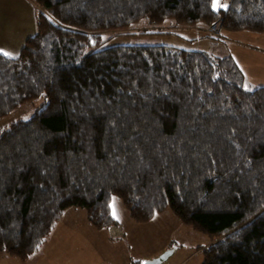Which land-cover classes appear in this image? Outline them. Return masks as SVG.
I'll return each mask as SVG.
<instances>
[{
	"label": "trees",
	"instance_id": "16d2710c",
	"mask_svg": "<svg viewBox=\"0 0 264 264\" xmlns=\"http://www.w3.org/2000/svg\"><path fill=\"white\" fill-rule=\"evenodd\" d=\"M36 4L37 33L0 51V118L45 98L0 133V252L30 258L71 207L116 225L117 197L137 223L171 208L208 237L201 264H264V86L206 51L93 42L142 21L261 32L264 0Z\"/></svg>",
	"mask_w": 264,
	"mask_h": 264
},
{
	"label": "rangeland",
	"instance_id": "374dc122",
	"mask_svg": "<svg viewBox=\"0 0 264 264\" xmlns=\"http://www.w3.org/2000/svg\"><path fill=\"white\" fill-rule=\"evenodd\" d=\"M221 1L222 0H220V2ZM40 12L41 9L36 4V0H0V17L7 16L10 18L12 22L10 33L13 38V40H2V42H0V50H3L10 55H18L26 39L37 33V17ZM146 24L147 21H142L140 24L136 25L137 27L135 28H129L122 31L103 32L100 35L93 37V42L102 43L104 41L107 45L118 43L169 44L185 48H189L188 45L194 42L189 41L188 39L183 40L180 29L176 30L177 32L165 31L166 29L164 31L156 32L157 29ZM239 32L261 36L260 38L262 42L257 40L256 42H253L251 46L256 48V50H264V31L254 32L240 30ZM201 44V42L198 43L199 47ZM254 61L257 66L262 65L260 59L257 60L254 58ZM44 101L45 98L41 97L38 101L24 103L7 116L0 118V133L14 122L20 119L30 118L38 109L45 105L43 104ZM113 200L115 201V211L118 213L117 215H120L123 209L127 212L128 209L119 198L115 197ZM163 212L164 214L155 221V224L157 225H155V227L153 226V230L160 232L164 237L169 236L172 232L173 241L171 242V246L166 249L175 250L164 264H201L203 260L202 246L208 241V237L195 231L191 227L180 223V219L171 208H167ZM167 214H172L175 219L173 217L170 219L169 215L166 218ZM177 222L180 223V227L177 226ZM161 239V237L155 238V242L152 243V245H156L159 248L161 245L165 244L166 242H163ZM81 240L82 239L78 242L81 243ZM86 242L88 243V246L85 247V249H81V244L79 245V248L74 249V257H76V261H79L78 264H85L84 262H80L82 260L86 261L85 259L88 261L87 264H106L104 261L108 262V264H123L124 257L127 254L131 255L133 259H138L140 253L143 254L147 251L143 244L140 246L136 242L124 243L125 240L123 237H115L114 239L108 238L107 242L99 241L101 243L99 246L101 249L94 248L92 244L89 245V239H87ZM123 244H125V246H122ZM177 247H179V250H177ZM145 259H142L141 262Z\"/></svg>",
	"mask_w": 264,
	"mask_h": 264
},
{
	"label": "crops",
	"instance_id": "0c3cea01",
	"mask_svg": "<svg viewBox=\"0 0 264 264\" xmlns=\"http://www.w3.org/2000/svg\"><path fill=\"white\" fill-rule=\"evenodd\" d=\"M224 1L227 6L230 0ZM11 27L12 22L10 18L7 16L0 17V42L6 39L13 40L10 33ZM205 27L180 28L183 40L188 39L189 41H194L188 45L189 48H183L206 51L214 58L220 60L232 59L243 71L245 83L248 87L264 86V50H256V48L251 46L257 40L262 42L261 36L234 31L229 34L230 40L224 41L209 35L204 30ZM199 42L202 43L200 47L198 45ZM1 52L5 51L2 50ZM8 56L17 55L9 54ZM254 58L257 60L260 59L262 65L257 66ZM163 214L164 212L156 214L147 223H137L132 219L129 211L127 210L126 212L123 209L122 213L115 217L118 221L116 225L98 229L89 222L85 209L71 207L64 212L63 217L55 225L47 241L35 254L26 260H21L15 256L0 252V264H78L79 261H76V257H74V249L79 248L80 244L81 249H85L88 246L86 240L89 239V245L92 244L94 248L101 249L99 247L101 244L99 241L107 242L108 238L114 239L115 237H123L125 240L124 243L136 242L140 246L143 244L147 250L143 254L140 253L138 259H133L131 255L127 254L124 257L123 264H131L133 260L141 261L145 258L149 259L159 255L171 246V242L173 241L172 232L169 236L164 237L160 232L153 230L155 225H157L155 221ZM168 215L170 219L172 217L174 218L172 214H167L166 218ZM180 223L177 222L178 227H180ZM159 237L166 243L158 248L156 245H152V243L155 242V238ZM80 239H82L81 243L78 242ZM209 242V240L206 241L204 245L209 244ZM122 246H125V244ZM177 250H179V247H177ZM85 260L80 262L87 264L88 261L87 259ZM104 262L108 264V262Z\"/></svg>",
	"mask_w": 264,
	"mask_h": 264
},
{
	"label": "built area",
	"instance_id": "2783aa9c",
	"mask_svg": "<svg viewBox=\"0 0 264 264\" xmlns=\"http://www.w3.org/2000/svg\"><path fill=\"white\" fill-rule=\"evenodd\" d=\"M221 4H226L224 0L221 1ZM204 30L211 36L215 38H220L225 41L230 40L229 39V34L232 33L233 31L228 30L225 25H224V20L223 18H218L216 21L213 23L207 25Z\"/></svg>",
	"mask_w": 264,
	"mask_h": 264
},
{
	"label": "water",
	"instance_id": "95a60500",
	"mask_svg": "<svg viewBox=\"0 0 264 264\" xmlns=\"http://www.w3.org/2000/svg\"><path fill=\"white\" fill-rule=\"evenodd\" d=\"M174 251L175 250L173 249H166L155 257L143 260L142 264L143 262H147V264H164L171 257Z\"/></svg>",
	"mask_w": 264,
	"mask_h": 264
},
{
	"label": "snow or ice",
	"instance_id": "6c2138e0",
	"mask_svg": "<svg viewBox=\"0 0 264 264\" xmlns=\"http://www.w3.org/2000/svg\"><path fill=\"white\" fill-rule=\"evenodd\" d=\"M218 7H226V4H221L220 0H213V8L214 9H218ZM0 51H2V50H0ZM3 54L4 55H9V53H7V52H3ZM245 88L248 91L252 90L251 88H248L247 85H245ZM110 207L113 209L112 214H113L114 218L117 217V213L115 211V201L114 200H113L112 205H110ZM143 264H147V262H143Z\"/></svg>",
	"mask_w": 264,
	"mask_h": 264
}]
</instances>
